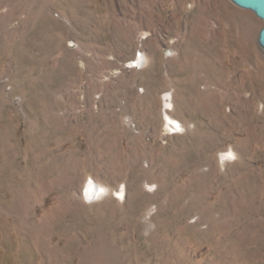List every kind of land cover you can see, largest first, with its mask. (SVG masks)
Returning <instances> with one entry per match:
<instances>
[{"label":"rangeland","instance_id":"374dc122","mask_svg":"<svg viewBox=\"0 0 264 264\" xmlns=\"http://www.w3.org/2000/svg\"><path fill=\"white\" fill-rule=\"evenodd\" d=\"M263 25L0 0V264H264Z\"/></svg>","mask_w":264,"mask_h":264},{"label":"water","instance_id":"95a60500","mask_svg":"<svg viewBox=\"0 0 264 264\" xmlns=\"http://www.w3.org/2000/svg\"><path fill=\"white\" fill-rule=\"evenodd\" d=\"M237 5L252 10L260 19H262L264 23V0H232ZM259 42L264 48V25L260 29L259 33ZM94 182L92 185L91 193L89 194V198L93 197L94 194ZM93 191V192H92Z\"/></svg>","mask_w":264,"mask_h":264},{"label":"bare ground","instance_id":"6f19581e","mask_svg":"<svg viewBox=\"0 0 264 264\" xmlns=\"http://www.w3.org/2000/svg\"><path fill=\"white\" fill-rule=\"evenodd\" d=\"M140 63V62H139ZM167 104H169V102L167 103ZM175 119V118H174ZM173 122L176 124V126L178 125V121H176V120H173ZM175 126V127H176ZM230 154H231V152H230ZM92 185H93V182H89L88 183V185H87V188H86V193H87V197L89 198V194L91 193V189L93 188L92 187ZM94 194H93V197H94V195L96 194V193H98V191H99V188L95 185L94 186ZM93 192V191H92ZM92 197V198H93ZM90 199V198H89Z\"/></svg>","mask_w":264,"mask_h":264}]
</instances>
